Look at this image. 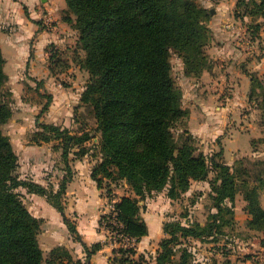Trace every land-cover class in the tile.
I'll return each mask as SVG.
<instances>
[{"label":"trees","instance_id":"obj_1","mask_svg":"<svg viewBox=\"0 0 264 264\" xmlns=\"http://www.w3.org/2000/svg\"><path fill=\"white\" fill-rule=\"evenodd\" d=\"M65 1L63 19L78 31L72 59L89 73L80 100L90 106L96 119L98 141H93L97 134L87 127L74 132L55 123H41V129L31 135L32 142L61 140L69 175L63 178L57 191L19 175L18 155L3 129L13 116V108L5 89L8 74L0 41V264H91L79 258L74 260L63 245L53 247L50 257L44 258L39 242L43 220L31 212L20 188L45 196L64 212L61 196L72 180L70 162L91 154L94 148L100 156L91 176L98 187L103 188L105 180H123L133 193L116 200L111 189L108 190L113 208L101 216L100 228L133 237L138 242L149 234L141 200L165 188L170 198H180L193 181L206 180L211 171L214 173L210 185L217 212L210 221L205 225L165 221V236L154 260L146 259L143 254L137 256L135 247L118 246L109 264H219L216 259H194L183 239L218 241L224 225L234 222L222 214L234 213L239 191L246 200L248 227L264 232V207L259 199L260 190L264 191V178L250 185L242 177V167L233 168L218 159V153L207 158L198 150L192 133L187 128L182 130L189 110L182 105L183 91L173 74L171 58L173 53L177 54L193 76H199L211 66L207 52L211 41L208 25L211 8L196 0ZM238 5L244 7L245 14L264 18V0H239ZM80 50L84 51L83 55ZM50 51L49 68L55 74L54 66L61 62L62 51L53 47ZM251 85V94L255 88H261L264 94L262 79L253 75ZM47 98L48 106L52 95L48 94ZM179 129L181 132L177 133ZM254 143L252 139L251 145ZM227 200L231 209L224 205ZM65 222L75 239L82 243L86 259H91L103 244L88 245L75 222L67 217ZM179 250L181 254L177 256Z\"/></svg>","mask_w":264,"mask_h":264},{"label":"rangeland","instance_id":"obj_2","mask_svg":"<svg viewBox=\"0 0 264 264\" xmlns=\"http://www.w3.org/2000/svg\"><path fill=\"white\" fill-rule=\"evenodd\" d=\"M196 1L214 10L208 22L211 41L207 52L211 66L204 69L199 76H193L184 61L177 54H172L173 74L183 91L182 105L189 110L188 120L182 126V130L187 128L192 133L198 150L204 153L207 158L218 153L217 158L227 162L233 168L242 167L243 179H247L250 185H255L259 183L260 178H264V94H262L261 88H255L256 91L251 94V82L253 75L264 81V18L245 14L243 12L244 7L238 5L239 0ZM229 21L236 23L235 30L226 27L225 24ZM258 25H260L259 28ZM218 31L224 36H231V62L234 60L235 54H239L236 61L234 60V64L244 68L247 76L246 87L249 81L246 90L247 95H245L248 99L240 106V111L233 115L234 119H231V103H227V98L231 99L234 96L230 85L224 88L225 91H222L220 96H216L222 103L207 102L212 108L208 114L209 117L202 113L197 108L199 105L196 104V97L204 96L207 92L209 94L210 87L204 88L205 92L201 91L206 86V79L211 77L208 71L216 64L214 62L220 60L213 52L216 51L221 41ZM241 35L245 36V41H239L238 38ZM248 39L250 42L247 44ZM52 47L62 51L60 54L61 62L54 66L55 74L53 76L56 83L53 93H50L51 90L45 85V80L42 77L44 70L31 69L32 55L29 57V59L32 58L30 63L28 62L25 67L21 64L19 66L18 64L13 65L10 61L5 64V71L8 74L5 89L12 99L13 116L3 129L9 135L18 155L19 175L22 178H30L43 183L51 191H57L63 178L69 175L62 156L61 140L53 139L39 144L32 142V133L41 129V123H52L53 118L58 121V125L69 128L70 124V128L74 132L85 127L90 128L93 134H97L93 138L94 142L98 141L95 138L99 136V133L95 131L96 119L90 106L83 105L80 100L84 90L82 88L85 86L89 73L79 68L77 61L72 59L73 49L69 51V46L66 49H61L55 45H50L49 56ZM80 51L83 55L84 51ZM3 54L5 57L6 54ZM7 55L9 56V54ZM49 56L47 60H49ZM77 68L81 71L76 70ZM71 78L74 80L72 81ZM41 80L44 83L39 84ZM213 92L216 93L215 90ZM48 94L52 95V100L47 106ZM251 97L253 98L251 99ZM206 98L209 97L206 96ZM218 105L228 107L227 111L219 113V117L223 121L216 120ZM180 132L181 129L177 130V133ZM252 139L255 140L254 145H251ZM87 144L91 146L92 142ZM57 145L59 146L57 147ZM221 150L222 153L219 152ZM99 156L96 148L87 155L88 159L95 163ZM213 175L214 173L211 171L208 179L193 181L190 189L180 198H170L165 188L160 191H153L140 201L142 216L150 225L151 239L154 240L150 242L147 240V248L142 245L139 249L138 246V252L142 251L148 260L155 259L162 239L159 240V235L163 234L161 229L165 221L176 220L184 224L198 222L202 225L210 221L211 215L217 212L213 197L215 194L210 185V179ZM104 183L105 186L103 188L98 187L97 190L98 195L104 200L102 202L104 206L101 207L105 209L103 213L109 212L111 210L110 204H113V201L111 202L109 199L108 190L111 189L115 199H119L123 195L133 194L130 186L123 180L115 182L105 180ZM88 191L92 195L95 189ZM260 191V204L264 207V191ZM20 192L26 205L34 212L39 213V211L44 210L42 213L46 214L48 208L51 207L49 206L51 203L43 195L30 193L26 188H20ZM41 197L47 203L40 201L43 199ZM61 200L64 205V212L62 213L65 218H70V220L75 218L74 212L69 206V182L67 183V193L62 194ZM224 205L231 209L229 200L225 201ZM245 206L246 200L242 192L239 191L236 195L234 213L226 211L222 214L226 219H230V222L231 220L234 222L224 225L223 232L218 234V241L212 242L207 238L201 241L192 237L183 239V245L192 251L194 259L198 261L216 259L219 264H248L249 262L253 264L252 261H259L264 264V232L248 227V214ZM72 221L76 222L77 220L73 219ZM62 223L61 219V226L54 229H50L46 224L42 225L39 242L43 249L44 258L50 257V249L57 242L69 246V228L66 222L64 226ZM103 230L106 235L110 234L106 229ZM106 241L109 244L108 238ZM175 246L177 249H181V245L176 244ZM176 254L179 256L181 251L179 250ZM227 259H229L228 263H226Z\"/></svg>","mask_w":264,"mask_h":264},{"label":"crops","instance_id":"obj_3","mask_svg":"<svg viewBox=\"0 0 264 264\" xmlns=\"http://www.w3.org/2000/svg\"><path fill=\"white\" fill-rule=\"evenodd\" d=\"M66 7L67 4L65 0H0V41L2 51L6 54L5 64L10 61L13 65L18 64L19 66L21 64V66L25 67L32 59H29L30 55H32L33 60L31 63L29 62L31 64V69L44 70V75L42 77L45 80V85L51 90L50 93H53L52 91L55 88L56 83L54 79L55 77L53 76L54 74H51L49 68L50 61L47 60L50 45H55L57 48L61 49H66L69 46L70 51V49H74L76 47L78 40V31L73 28L70 23L63 19ZM48 16L53 20L52 27L45 25V18ZM218 32L220 34L219 39L221 41L219 46L216 48V51L213 52L217 55V58H220V60L214 62L216 64H214V66L208 71V74L211 77L206 79V86L203 87V91H201L205 92L204 88L208 89L210 87L209 94L207 92V95L205 94L204 96L196 97V104L199 105L197 108L209 117L208 114L211 112L212 108L207 102L214 101V103H222L216 96H220V93L225 91L224 88L230 85L232 86V94H234V96H232L231 99L227 98V103H231V119H234L233 115L240 111V106L248 99L245 95H247L246 90L248 88L249 81L246 87L245 82L247 76L244 72V68L234 64L237 59V55L239 54H235V61L232 60L231 62V36H224L220 31ZM7 54H9V56ZM79 68L76 70H79ZM83 89L84 87L82 90ZM213 90L216 91L215 94ZM206 96L209 98H206ZM216 109L218 110L216 120L223 121L219 117V113L227 111L228 107L218 105V108ZM51 122L59 124L55 118H53ZM95 140H98V137H96ZM87 155H85L82 159H74L70 162L73 176L72 180L69 181V206L72 208L71 210L75 215V218H72L71 220H77L75 222L77 229L83 240L88 245L101 242L103 246L92 255L91 259H86L87 255L82 243L75 239L69 230V246L63 244L62 242H57L53 247L58 245L67 247L75 258L74 260H78L79 258L83 262L88 261L91 262V264H109L111 259L115 256L114 249L116 246L114 247V245L107 243V235L103 229H100L99 221L101 216L104 214L103 212H105V209L101 208L104 206V203L102 205L104 200L100 195H98V185L91 176L92 167L95 162H91ZM89 189H95V192L91 195L88 191ZM40 201H45L47 203L44 198ZM49 206L51 207L48 208L46 214L42 213L44 210H41L38 213L36 211H32L30 208L29 209L35 216L41 218L42 220L46 218L42 225L46 224L50 229L61 226V219L63 222L62 225L64 226L65 216L63 213L52 204ZM148 226L149 234L144 236L138 242L137 251L141 249L142 245H144V248H147V240L148 242L154 240L151 239L152 230L149 224ZM161 231L163 234L161 233V235H159V240L165 236L163 226ZM137 254H143V252L140 251ZM250 263L251 262L248 264Z\"/></svg>","mask_w":264,"mask_h":264},{"label":"built area","instance_id":"obj_4","mask_svg":"<svg viewBox=\"0 0 264 264\" xmlns=\"http://www.w3.org/2000/svg\"><path fill=\"white\" fill-rule=\"evenodd\" d=\"M45 25L49 26V27L53 26V20L51 17L48 16L45 18ZM225 25L228 29H233V30L236 29V23L235 22L229 21ZM238 39L240 42H242V40L245 41V36L241 35ZM249 42H250V40L248 39L246 41V43L248 44ZM110 207L112 209L113 204H110ZM108 233H110V234L107 236V238H108V241L111 245L137 248L138 241L135 238L129 237L127 235H123V234L117 233V232L108 231Z\"/></svg>","mask_w":264,"mask_h":264},{"label":"water","instance_id":"obj_5","mask_svg":"<svg viewBox=\"0 0 264 264\" xmlns=\"http://www.w3.org/2000/svg\"><path fill=\"white\" fill-rule=\"evenodd\" d=\"M211 12L213 13V12H214V10H213V9H211Z\"/></svg>","mask_w":264,"mask_h":264}]
</instances>
